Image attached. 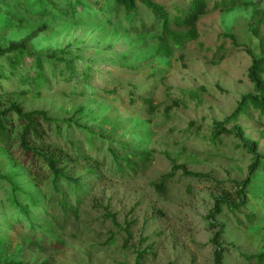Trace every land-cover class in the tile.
I'll return each mask as SVG.
<instances>
[{
    "label": "rangeland",
    "instance_id": "374dc122",
    "mask_svg": "<svg viewBox=\"0 0 264 264\" xmlns=\"http://www.w3.org/2000/svg\"><path fill=\"white\" fill-rule=\"evenodd\" d=\"M10 1H0V47L46 26L32 41L31 51L44 58L54 53L69 63L60 61L53 69L45 62L38 82L37 67L29 58L15 72L11 58H0V73L6 76H0V108L17 102L25 111L40 109L61 119L81 120L106 132L109 139L152 152V159L145 173L130 180H95L82 205L77 207L71 197L73 211L66 217L59 215L58 207L30 208L35 226L29 225L32 220L18 221L14 208L3 209L2 200L12 189L10 184L0 189V264L12 259H51L53 264H219L213 242L219 227L209 214L216 197L238 201L236 188L254 162L233 128L240 125L264 154V116L258 111L249 109L224 122L241 97L254 91L248 69L254 59L264 57V0L209 12L199 22L200 37L164 59H152L158 48L155 34L141 35L125 18L111 24L104 13L60 17L47 6L31 11L26 10L27 1L19 5ZM155 1L172 13L189 2ZM8 10L15 14L12 18L3 13ZM138 14L147 25L154 22L145 9ZM133 26L139 27V19ZM220 47L228 56L214 61ZM221 128L229 133L214 140L213 132ZM173 161L211 179L176 171L162 192L154 182L171 172ZM0 170L23 190L17 192L23 204L27 202L23 192L43 196L28 170L1 148ZM90 172L81 168L73 175L89 178ZM247 197L239 211L224 206L215 217L225 223L223 264H251L246 255L264 251V160ZM107 211L115 215V223L106 217ZM34 236L42 237L46 253L30 249ZM57 238L64 242L60 249L52 245Z\"/></svg>",
    "mask_w": 264,
    "mask_h": 264
},
{
    "label": "trees",
    "instance_id": "16d2710c",
    "mask_svg": "<svg viewBox=\"0 0 264 264\" xmlns=\"http://www.w3.org/2000/svg\"><path fill=\"white\" fill-rule=\"evenodd\" d=\"M24 1H27L29 6L26 10L39 11L47 6V9L50 7L49 12L60 17L74 18L87 15L95 17L98 13H104L111 24L114 19L121 21L125 18L131 24L129 28L133 27L132 29L139 31L141 35L155 34L158 48L156 56L152 59L170 58L176 51L186 49L189 43L200 37L199 22L209 12L230 11L234 8L255 5L257 2V0H189L186 6H176L175 13L170 12L165 4L155 0H45L43 6L41 0H11L10 3L19 5ZM140 9H145L154 16L152 24L147 25L143 17H138ZM3 13L7 18L15 15L9 10ZM138 19L139 27L133 26ZM45 27L42 26L30 32L20 41H12L8 46L0 47V58H11L10 66L12 70L14 69L13 72L18 64L29 58L31 64L34 63L37 67L38 82L44 76L45 62L53 65V69L60 61L69 63L63 58H57L54 53L44 58L31 51L32 41L46 30ZM140 27L141 30H138ZM227 35L236 42L233 34ZM223 49L220 47L218 52H214V61L228 56L227 50ZM0 76L6 77L4 72H1ZM248 77L254 91L241 97L234 112L225 119V123L234 120L249 109L258 111L261 116H264V57L252 61L248 69ZM147 102L150 107H153L150 98ZM80 121L72 118L61 119L50 115L46 110L25 111L17 102H11L9 106L0 108V148L7 152L17 165L26 168L31 179L43 191L41 198L23 192L27 198V202L23 204L17 193L19 191L22 193L23 190L21 191L12 177L3 174L0 170V189L5 190L8 184L12 189L6 200H2L3 209L8 212L14 208L20 214L16 218L18 221L26 220L29 223L32 220L30 208L43 206L51 207L53 210L58 207L59 215L66 217L68 211H73L71 197L74 196L77 207L82 205L95 180L109 177L130 180L148 170L152 152L140 150L130 143L117 139H109L106 132L94 130ZM222 125L223 123L218 124V126ZM74 130H77L80 135L74 134ZM233 131L253 153L254 162L249 167L246 179L236 188L238 201L226 196L216 197L214 207L209 214L212 223L219 227L213 238L217 247L215 254L219 264H223L224 253L221 239L225 233V223L215 220V217L223 213L224 206L234 212L239 211L247 203L248 186L264 160V154L257 150L258 143L247 138L240 125H236ZM223 132L229 133L225 128H221L213 132V139L216 140ZM81 168H89L92 177L74 176L73 173ZM180 170L185 176L211 179L208 174L191 171L185 164L174 162L171 172L163 174L159 181L154 182V186L166 192L168 181L172 179L176 171ZM76 211L74 210V213ZM106 217L116 222L115 215L110 211H107ZM54 220H58L57 216ZM29 225L35 226L33 220ZM41 238L34 236L28 245L30 249L34 247L46 253L48 246ZM63 244L64 242L59 238L52 242L53 248L57 249L63 247ZM147 251L145 249L138 254L137 262L141 263L140 259ZM246 257L251 264H264V251L246 255ZM5 264H53V262L51 259H44L41 262L12 259Z\"/></svg>",
    "mask_w": 264,
    "mask_h": 264
}]
</instances>
